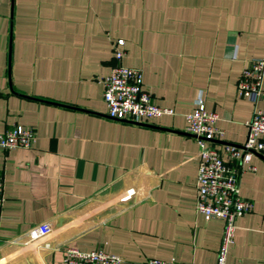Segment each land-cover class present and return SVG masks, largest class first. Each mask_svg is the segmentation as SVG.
Returning <instances> with one entry per match:
<instances>
[{
  "label": "crops",
  "instance_id": "0c3cea01",
  "mask_svg": "<svg viewBox=\"0 0 264 264\" xmlns=\"http://www.w3.org/2000/svg\"><path fill=\"white\" fill-rule=\"evenodd\" d=\"M139 68L149 123L105 115L99 79ZM264 57V0H0V132L33 129L29 148H0V264H63V250L100 248L120 264L146 258L214 264L223 223L194 211L196 143L184 114L198 94L241 143L254 106L235 82ZM264 90V72L261 82ZM239 175L251 211L235 220L227 264H264V159ZM47 224L49 233L30 240Z\"/></svg>",
  "mask_w": 264,
  "mask_h": 264
},
{
  "label": "built area",
  "instance_id": "2783aa9c",
  "mask_svg": "<svg viewBox=\"0 0 264 264\" xmlns=\"http://www.w3.org/2000/svg\"><path fill=\"white\" fill-rule=\"evenodd\" d=\"M112 43L115 63L99 79L105 115L110 119L134 124L149 123L163 115H172L171 108L152 102L150 93L143 88L140 69L121 64L124 54L123 39H116ZM263 72L264 57L248 59L235 82L236 94L253 104L264 97V90L261 88ZM193 104V109L184 114V131L194 138L197 147L194 155L197 162L194 211L205 220L215 218L222 221V234L214 264H227L226 254L233 241L235 220L252 209V202L239 195V175L244 170L254 169L250 164L253 154L264 159V109L253 107L249 119L245 121L247 130L243 142H222L219 147H214L211 141L222 134L215 125L218 116L205 109L201 94L195 97ZM35 139L32 128L13 124L0 132V148H29ZM3 201L0 177V205ZM49 229L47 224L36 225L28 233L30 240L44 237ZM120 263L119 255L107 253L100 248L84 251L65 247L63 250V264ZM141 264L193 263H171L157 258H146Z\"/></svg>",
  "mask_w": 264,
  "mask_h": 264
}]
</instances>
